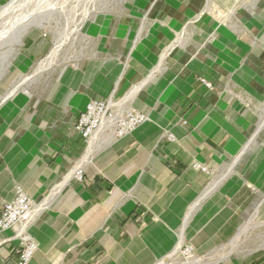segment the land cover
<instances>
[{"label": "rangeland", "instance_id": "rangeland-1", "mask_svg": "<svg viewBox=\"0 0 264 264\" xmlns=\"http://www.w3.org/2000/svg\"><path fill=\"white\" fill-rule=\"evenodd\" d=\"M7 27L0 166L12 198L48 207L2 248L34 247L26 264H264V0H0ZM197 81L214 90L192 121L175 96ZM97 97L146 121L75 145Z\"/></svg>", "mask_w": 264, "mask_h": 264}, {"label": "built area", "instance_id": "built-area-1", "mask_svg": "<svg viewBox=\"0 0 264 264\" xmlns=\"http://www.w3.org/2000/svg\"><path fill=\"white\" fill-rule=\"evenodd\" d=\"M203 84L208 89L213 88L212 85L206 81H203ZM128 119L127 122L120 119L116 113L112 111L109 103L101 100H94L78 115L77 121L74 124V130L83 140L90 144L91 139L100 131L112 133L116 137H123L125 135H117L124 130L125 124L136 121V128L138 124L145 121L144 116L134 113H129ZM171 137L173 138V136ZM82 174L80 179L83 178ZM32 210L31 200L20 188H18L15 196L5 202L1 211L0 231L5 232L16 230V227L23 224V222L28 221V216L32 213ZM30 249H32L34 254L35 248H28V250L23 252V255L17 260L18 264H26L32 259L33 255H28Z\"/></svg>", "mask_w": 264, "mask_h": 264}, {"label": "crops", "instance_id": "crops-1", "mask_svg": "<svg viewBox=\"0 0 264 264\" xmlns=\"http://www.w3.org/2000/svg\"><path fill=\"white\" fill-rule=\"evenodd\" d=\"M184 84H187V83H184ZM210 84L213 87V83L210 82ZM187 85L190 87L189 91L185 93L180 88L179 89L180 91L175 96V99H176L181 94L185 95L183 99L179 101L177 100L175 102L176 103L175 110L177 112L184 113L188 110L190 111L191 109V112L189 114L190 116L189 119L193 121L194 118H197L198 116H200L202 114V111L205 110L211 104L214 87L212 89H208L200 81H197V84L195 85H190V84H187ZM179 87H180V84H179ZM97 99L98 97L96 98V100ZM6 100H7V97H6ZM174 100L172 102H169L170 105L167 104L168 111L169 110L171 111L170 106L174 102ZM1 107H3V105H1ZM80 113L77 114L74 124L76 123L77 117ZM172 113L174 114L172 116H176L179 118V116L175 114L173 111ZM72 138L75 141V145L77 144L78 141H81V143H85L88 145V143L85 140H83L76 132H75V136H72ZM164 153L167 156L166 151H164ZM166 166H167L168 172L171 171V173H178V171L180 170L181 167L184 166V164L180 160L174 161L173 163L171 161H168ZM12 180H13L12 176L10 175L8 169L0 166V214L4 207L5 202L12 199ZM89 188H90V195L92 197H96L100 193V191L103 189L102 185L95 180L92 181V184L89 185ZM11 234H12V231H5V232L0 231V264H18L17 258L15 257V252L17 250L16 247H12L10 245L5 248H2L3 245L8 241L7 240L3 243L4 239H6L5 237L11 238L10 237ZM9 240H12V239H9Z\"/></svg>", "mask_w": 264, "mask_h": 264}, {"label": "bare ground", "instance_id": "bare-ground-1", "mask_svg": "<svg viewBox=\"0 0 264 264\" xmlns=\"http://www.w3.org/2000/svg\"><path fill=\"white\" fill-rule=\"evenodd\" d=\"M27 18V17H26ZM20 20H21V18H19V20H17V21H19L20 22ZM25 20V19H24ZM23 20V21H24ZM17 21H16V23H17ZM22 21V20H21ZM14 23V22H13ZM19 24V23H18ZM13 26V25H12ZM16 26H17V24L14 26V28H16ZM13 27H7L6 29H4L3 30V32H1L0 33V55L1 54H3V51H4V48L6 47V45H4L5 43H3V39H5L7 36H6V34H8L9 35V32H10V30H12V29H14ZM9 37H11V36H9ZM7 39V38H6ZM5 41V40H4ZM8 45H10V44H8ZM7 45V46H8ZM26 80V79H25ZM23 85H21L20 87H22ZM19 87V88H20ZM32 86H28V89H30ZM26 90V89H25ZM140 91H141V87H138V88H136L135 89V93H140ZM35 93H37V92H35ZM34 96V95H33ZM32 95L30 96V98H32L33 97ZM138 97V96H137ZM50 98V94H49V92H48V95H47V98L46 99H49ZM9 101V100H8ZM81 104H80V106H82V104H83V101L82 102H80ZM146 121V120H145ZM135 123H136V121H133V122H130L129 124H128V126L126 127V129L124 130V133H129V131L131 130H133L134 129V126H135ZM147 124H149V120L147 121ZM146 124V125H147ZM209 124V123H208ZM260 129V128H259ZM218 131V130H217ZM216 131V132H217ZM259 132V131H258ZM144 133H148V134H153V130L150 128V126H144ZM260 133V132H259ZM97 136H98V133L96 134V136H94V138H92L91 140H92V143L93 142H95L96 140H97ZM150 136V135H149ZM198 136V135H197ZM258 136V135H257ZM96 139V140H95ZM89 152H88V154H87V156L89 155V153L91 152V153H93V151H94V148H93V146H91L90 147V149L88 150ZM91 153H90V155H91ZM94 154V153H93ZM86 156V157H87ZM154 156L151 154V161L152 162H154ZM84 163H86V161H85V159H84V161H83ZM82 164L80 163V166H81ZM76 171V172H75ZM75 171H72L71 173H70V175H69V179H72V178H74L75 177V175L77 176V177H75V178H77V180H80V175H81V173H82V170L79 168V169H77V170H75ZM75 173V174H74ZM65 183V182H64ZM72 198V200L73 201H77L78 199L76 198V199H74L75 198V195H74V197H71ZM182 198V197H181ZM70 199V198H69ZM49 201V200H48ZM71 203V202H70ZM174 203V202H173ZM72 205H73V203H71ZM45 206V207H44ZM71 206V205H70ZM48 207V205L46 204V205H40V206H38V205H36V206H34V210L32 211V213H30V215L28 216V223H33V222H35L36 220H37V218L41 215V213L46 209ZM27 223V224H28ZM27 224H21V226L19 227V236L17 237V238H15L17 241H19L21 244H25L28 240H30V237H29V235H27L26 234V225ZM24 234H26L25 236H24ZM5 241H7V239H4V241H3V243L5 242ZM49 243H51V241L49 242ZM35 252V251H34ZM134 253V252H133ZM250 254L251 253H253V252H249ZM29 256H32L33 255V251H32V249H30V251H29V254H28ZM132 255V254H131Z\"/></svg>", "mask_w": 264, "mask_h": 264}]
</instances>
